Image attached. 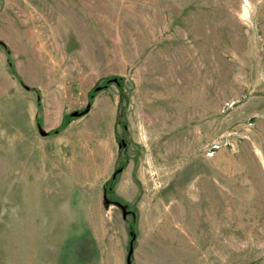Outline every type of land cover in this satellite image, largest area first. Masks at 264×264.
Wrapping results in <instances>:
<instances>
[{"label":"rangeland","instance_id":"1","mask_svg":"<svg viewBox=\"0 0 264 264\" xmlns=\"http://www.w3.org/2000/svg\"><path fill=\"white\" fill-rule=\"evenodd\" d=\"M131 243L264 264V0H0V264Z\"/></svg>","mask_w":264,"mask_h":264},{"label":"trees","instance_id":"2","mask_svg":"<svg viewBox=\"0 0 264 264\" xmlns=\"http://www.w3.org/2000/svg\"><path fill=\"white\" fill-rule=\"evenodd\" d=\"M111 82L121 83L120 80L117 81L116 79H112V80H107V81H106V84H109V83H111ZM98 90H99L98 88H93V89L91 90L89 96L93 98V97L95 96V94L98 92ZM70 117H71V116H70ZM66 119H67V118H66ZM65 124H66V122L63 123V126H64ZM105 193H106V190H105Z\"/></svg>","mask_w":264,"mask_h":264},{"label":"water","instance_id":"3","mask_svg":"<svg viewBox=\"0 0 264 264\" xmlns=\"http://www.w3.org/2000/svg\"><path fill=\"white\" fill-rule=\"evenodd\" d=\"M72 115H73V116H78L79 113H78V112H74ZM41 133H42L43 135L46 134L45 131H41ZM124 214H126V213H124ZM132 252H133V246H132V243H131L130 250H129V253H128V256H127V262H128V264H132V263H131V254H132Z\"/></svg>","mask_w":264,"mask_h":264}]
</instances>
